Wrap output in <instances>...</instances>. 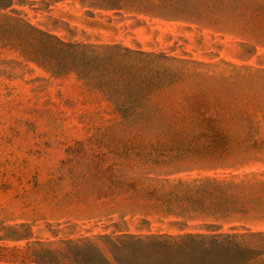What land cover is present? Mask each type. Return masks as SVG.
<instances>
[{
    "label": "rangeland",
    "instance_id": "rangeland-1",
    "mask_svg": "<svg viewBox=\"0 0 264 264\" xmlns=\"http://www.w3.org/2000/svg\"><path fill=\"white\" fill-rule=\"evenodd\" d=\"M4 12H15L32 28L65 43L193 60L210 64V73L227 69L221 62L264 69L263 47L241 61L230 37L124 7L104 10L78 0H12ZM118 119L87 79L72 72L52 73L14 50L0 48V264H34L29 249L34 242L88 240L103 248L98 238L123 235L145 243L122 239L114 264H264V157L161 177L248 180L247 191L255 195H247L243 210L236 213L204 206L181 217L183 210L158 207L154 201L144 208L118 206L125 203L120 197L68 204V183L59 178L65 150ZM147 123L123 124L127 146L138 136L132 127L144 131Z\"/></svg>",
    "mask_w": 264,
    "mask_h": 264
},
{
    "label": "trees",
    "instance_id": "trees-1",
    "mask_svg": "<svg viewBox=\"0 0 264 264\" xmlns=\"http://www.w3.org/2000/svg\"><path fill=\"white\" fill-rule=\"evenodd\" d=\"M78 1L88 8L124 7L159 20L210 29L233 40L241 61L264 48V0ZM11 3L0 0V48L14 50L52 73L72 72L87 79L119 117L65 150L59 178L68 183V204L89 197L108 201L120 197L125 203L118 206L144 208L154 201L158 207L183 210L181 217L204 206L231 213L243 210L247 195H255L247 191L248 180L161 177L264 157L263 68L221 62L227 69L210 73V64L193 60L65 43L32 28L15 12H4ZM127 4L143 5L129 8ZM127 120L135 126L148 122L144 131L132 127L138 136H133L131 147L122 129ZM122 239L145 243L140 237L123 235L98 238L103 248L97 242L77 240L34 242L29 249L34 264H114Z\"/></svg>",
    "mask_w": 264,
    "mask_h": 264
}]
</instances>
